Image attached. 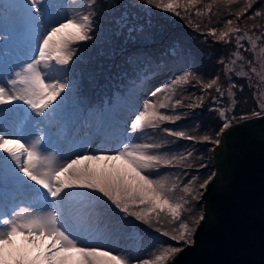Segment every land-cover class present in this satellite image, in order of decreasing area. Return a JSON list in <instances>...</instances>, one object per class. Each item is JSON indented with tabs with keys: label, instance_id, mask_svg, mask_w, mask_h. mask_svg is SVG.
<instances>
[{
	"label": "rangeland",
	"instance_id": "1",
	"mask_svg": "<svg viewBox=\"0 0 264 264\" xmlns=\"http://www.w3.org/2000/svg\"><path fill=\"white\" fill-rule=\"evenodd\" d=\"M255 2L251 0L248 7L249 0L231 3L201 0L195 9L189 10V15L182 12L176 16L147 4L146 0H97L94 5L90 0H44L39 7L47 26L92 11L93 39L74 44L73 60L53 73L69 87L45 116L37 115L22 102L5 105L0 109L3 111L0 128L10 138L17 133L29 138L42 137L43 148L48 154H55L58 162L80 153L114 155L125 143H155L159 147L152 154L176 159L145 175L153 179L166 177L168 186L178 185L175 198L179 200L183 196L187 201L182 220L203 215L205 189L199 185L214 176L213 150L217 146L203 137L220 139L224 131L219 136L217 133L226 120L233 125L256 117L255 112L264 114V82L250 70L255 66L260 72V64L248 63L254 59V53L247 37L240 42L243 47L238 48L236 43V37L247 32L256 42V52L264 49V0ZM209 3L211 12L206 9ZM197 9L204 14L197 16ZM247 9L251 15L246 13ZM0 11V35L4 37L0 39V76H8L30 58L36 37L16 27L22 12L18 0H3ZM229 19L233 21L232 27L242 31L230 33L221 41L218 37L227 30ZM190 23L192 30H186V24ZM206 28L215 29L216 35ZM237 52L239 57L234 55ZM233 60V70L226 72L225 66ZM241 71L248 76L237 75ZM189 72V83L177 86L170 106L160 109L165 115L180 118L174 122L161 121L158 128L143 133L132 132L130 122L143 104L148 100L163 101L168 95L153 97L151 92ZM217 76L221 91L217 92L216 86L206 89L204 84ZM177 100L182 103L176 104ZM180 131L185 137L171 134ZM83 163L92 168H126L123 160ZM190 182L202 195L197 191L191 196L183 192ZM38 189L22 173L17 175L7 162L0 160V216H10L20 207L51 211L50 203L37 195ZM72 191L87 193L82 199L77 196L68 201L66 209L71 213L70 226L88 245L111 251L114 256H128L130 264L154 259L162 247H185L182 242L163 235L165 231L174 234L179 226V221L172 222L166 213L159 217L152 214L150 223H144L126 216L106 198L96 199L98 193ZM14 240L17 246L25 243L23 235H17Z\"/></svg>",
	"mask_w": 264,
	"mask_h": 264
},
{
	"label": "snow or ice",
	"instance_id": "2",
	"mask_svg": "<svg viewBox=\"0 0 264 264\" xmlns=\"http://www.w3.org/2000/svg\"><path fill=\"white\" fill-rule=\"evenodd\" d=\"M22 5V12L16 21V27L20 31L31 32L36 37V47L32 50L30 58L19 66V70H12L8 76H0V109L2 106L22 102L39 116H45L53 107L61 94L68 89L69 84L58 78L53 73L70 64L76 55L74 44L93 39V12L69 16L57 24L47 26L41 19L43 12L39 5L44 0H18ZM201 0H146V3L181 16L183 12L189 15L190 9H195ZM232 0H229L231 3ZM3 0H0V4ZM92 5L97 0H90ZM248 7H251L249 0ZM208 12L212 10V4L206 5ZM204 13L197 9L196 15ZM260 15V13H255ZM2 20V11H0ZM233 21L227 20V30L222 31L219 39L224 41L230 33H239V27H232ZM198 27V25H197ZM216 35V30H211ZM248 38L254 53V59L248 63H259L261 71L255 66L251 72L260 77L264 82V49L256 52V42L247 32L236 37L238 48L240 43ZM4 37L0 35V39ZM239 57V53H234ZM242 59V57H240ZM223 63V61H221ZM235 60L225 66L226 72H231ZM237 75L248 76L247 72H239ZM191 73H185L175 79L171 84L163 85L151 92L153 97L165 95L163 101H146L142 110L138 111L130 122V129L134 133H143L146 129H156L161 121L174 122L179 116L165 115L160 109L168 108L171 104V96L177 86L189 83ZM220 77L212 79L204 84L206 89L216 86V91L221 89L218 85ZM223 94V93H221ZM229 94L232 95L229 90ZM180 100L176 104H181ZM264 110V108H262ZM220 115L225 116L224 112ZM255 116L260 112L253 113ZM3 111H0V118ZM231 126L230 121H225L221 126L220 135ZM165 131H168L165 129ZM172 135L185 137L183 131L172 132ZM188 139L193 137L188 136ZM204 141H211L216 145L220 139L204 136ZM159 145L155 143H125L114 155L98 152L94 155L85 153L58 162L55 154H48L42 146V137L29 138L23 133L10 134L0 128V160L8 163L10 170L17 175L23 174L33 185L39 186L37 195L50 203L51 211L37 212L20 207L10 215L0 216V264H130L128 256H114L111 251H105L98 246L88 245L81 235L77 234L69 224L70 210L66 209V203L74 197L84 198L87 193L72 190H88V193H98L96 199L106 198L112 205L126 216H134L137 220L150 223L152 214L157 217L166 213L172 222L179 221L178 230L174 234L165 231L164 236H170L172 241L182 242L189 246L194 242L195 233L199 225L205 219L203 215L188 220H182V212L187 201L183 196L177 200L174 193L178 187L173 183L167 185V178L153 179L145 173H152L160 165L172 164V159L163 155L152 154V150ZM3 154H6L3 155ZM180 159H183L181 157ZM123 160L126 168L105 167L92 168L84 161H115ZM203 167V165H202ZM212 175H215L214 173ZM211 176L204 180L200 189H207ZM197 189L191 182L183 188V192L192 195ZM197 197H193L196 199ZM23 235L25 243L17 246L14 237ZM183 250L182 247L169 245L162 247L159 255L152 260H144L142 264H167L169 260Z\"/></svg>",
	"mask_w": 264,
	"mask_h": 264
},
{
	"label": "water",
	"instance_id": "3",
	"mask_svg": "<svg viewBox=\"0 0 264 264\" xmlns=\"http://www.w3.org/2000/svg\"><path fill=\"white\" fill-rule=\"evenodd\" d=\"M264 114L235 122L213 150L194 242L167 264H264Z\"/></svg>",
	"mask_w": 264,
	"mask_h": 264
},
{
	"label": "trees",
	"instance_id": "4",
	"mask_svg": "<svg viewBox=\"0 0 264 264\" xmlns=\"http://www.w3.org/2000/svg\"><path fill=\"white\" fill-rule=\"evenodd\" d=\"M257 1H258V0H256V2H257ZM256 2H255V3H256ZM254 5H255V4H254ZM254 5H253V6H254ZM256 6H259V5H256ZM253 10H254V9H253ZM246 13H247L248 15H251V14H252L250 9H249V10L247 9V10H246ZM250 13H251V14H250ZM192 24H193V23L186 24V25H187L186 30H189V29L192 30V27H193ZM206 30H207V31H210L211 29H210V28H206ZM98 60H100L99 57H98Z\"/></svg>",
	"mask_w": 264,
	"mask_h": 264
}]
</instances>
